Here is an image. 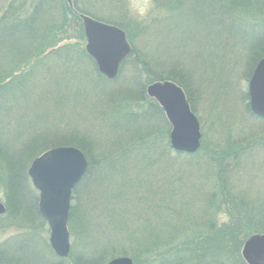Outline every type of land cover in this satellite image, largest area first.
Returning a JSON list of instances; mask_svg holds the SVG:
<instances>
[{"label":"trees","instance_id":"obj_1","mask_svg":"<svg viewBox=\"0 0 264 264\" xmlns=\"http://www.w3.org/2000/svg\"><path fill=\"white\" fill-rule=\"evenodd\" d=\"M17 1L9 2L0 18V87L20 81L25 68L43 65V60L51 55L72 63L70 50L75 48V72L81 73L87 66L88 72L97 79L84 91L92 97L103 93V98L97 97L94 101L93 111L99 113L102 108L107 116L100 112L99 121L102 120L107 131H116L109 142L108 137L100 139L104 145L84 132L79 133L78 129L73 131V137L45 143L50 147L74 146L87 160V170L72 193L78 206L73 204L70 208L68 229L72 245L71 252L63 259L50 249L49 230L38 212L37 195L27 175L31 160L50 147L41 148L29 163H23L27 141L14 147L0 135V187L4 190L5 204L0 230L35 231L37 228L33 227L40 225L39 236L34 237L33 243L20 240L14 243V250L9 247L11 254L0 251V264L3 261L17 264L16 253H20L21 259L26 256L33 264H106L119 256L130 257L134 264H244L236 259L241 244L255 233H264V197H250L246 189L236 191L233 174L237 168L244 171L246 163L258 150L264 151L263 127L257 128L256 133L250 132L249 137L227 136L223 143L206 142L201 128L203 139L197 152L172 151L168 140L170 126L160 106L153 99H147L145 87L156 81H173L184 90L192 110L194 90L211 96V92L228 89L225 82L219 84L223 79L221 74L215 75L217 85L213 91L206 87H210L211 81L207 72L213 64L210 58L205 62L202 55L203 70H186V59L182 57L185 52L178 51L181 48L177 47L178 42H193L195 30L205 27L206 23L219 26L223 46L229 40L235 42L234 39L247 46L244 52L240 51L243 62L239 68L241 71L244 68L245 78L250 77L264 54V0H157L159 6L168 7L176 14L154 19L150 24L132 19L125 0H33L24 17L17 12L23 6L27 10L28 1L22 0V4L14 6ZM81 14L125 32L131 51L114 79L101 75L85 53ZM244 15L259 16L262 22H247ZM66 27L74 30L72 35H66ZM155 40L162 47L167 40L165 55L156 54ZM199 54L194 52L196 58ZM241 54L232 56L239 59ZM16 58L23 61L15 65ZM224 58L221 54L215 60L222 64L228 61ZM237 62L230 60L228 64L232 66ZM14 65L17 67L12 68ZM126 65H130L132 83L118 78ZM241 97L247 102L246 92ZM218 101L214 98L209 102L216 106ZM132 102H136V106L145 102L143 110L130 109L127 103ZM246 105L245 111L250 115ZM28 125L38 127L34 122ZM139 160L148 168L139 167ZM156 160H159L156 169H150L151 162ZM161 160L164 163L159 164ZM132 164L133 168L128 171V165ZM144 179L146 186L141 182ZM153 180L157 183L155 186ZM156 190L160 192L158 195ZM159 197L164 201L162 204ZM194 197L206 203L205 210L198 211L200 214L185 209L186 203ZM90 204L97 206L92 208ZM211 205L215 211L227 205L230 223L217 227L215 212L211 213L213 218L208 215ZM81 208L94 210L84 217ZM164 212L167 213L164 215ZM184 216L191 222L184 220ZM192 222L196 228H190ZM151 229L156 240L148 243L146 235ZM193 229L196 230L191 231Z\"/></svg>","mask_w":264,"mask_h":264},{"label":"rangeland","instance_id":"obj_2","mask_svg":"<svg viewBox=\"0 0 264 264\" xmlns=\"http://www.w3.org/2000/svg\"><path fill=\"white\" fill-rule=\"evenodd\" d=\"M12 1L13 0H0V18H3V10H5V7L8 5V3ZM27 1V10H25V7L23 6L17 12L20 17H24V15H27L29 12L30 3L33 0ZM20 4H22V0H18L14 4V6H19ZM243 17V19L247 22H252V20L257 23H259V21L262 22V18L259 16L244 15ZM207 24L209 23H206L205 27H198L195 30L196 35L193 39L194 41L190 44H181L180 42H178L177 47H181L178 51L185 52V57L184 54H182V57L186 59L184 66L186 70H199L200 68H202L203 66H200L202 63V55L204 57L203 61L205 62L208 58H210L213 61V64L207 68V72H209L208 77L211 79V81L206 77V79L209 80L210 86L206 87L210 91H213L212 88L217 85L216 81L214 82L215 75L221 74L220 77L223 79L219 81V84H224L225 82L226 85L228 84V87H226L228 89H226L225 91L220 90L218 92H211V96L205 94V91L194 90V98L192 103L194 105V109L191 110L199 120L200 128H202L203 132L205 133L204 140L206 142L220 141V143H223L227 136H233V138L244 136L249 137L250 132L256 133V131H258L257 128L260 130L263 127L264 130V119L254 116L253 114H251V112L250 115L252 117L247 114L245 111V105H248V99L246 102L241 97L244 92L247 93V82L249 76L245 78V72H243L244 68L242 71V68H239L241 62H243L241 61L242 54L240 51L244 52L247 46L240 43L239 41H236L235 39V42H233V40H229L228 44L226 46H223L221 44L222 35H220L219 33V26L214 23L213 25L212 23H210L209 25ZM66 30L67 31L65 33L69 36L74 32V30L69 27H66ZM160 47L162 46H160L156 40L153 41V49L156 54H160L163 52L165 55L168 50L167 40H164V45L161 49ZM184 48L186 50H184ZM228 50L230 52L226 54ZM74 51L75 48L70 50V59H72V63H70V61L64 62V60H62L60 56L51 55L43 60V65L35 64V66H31V69L25 68L22 71V74L25 73V75L20 81L15 80L0 87V135L4 140L6 139L8 143L14 145V147H17L16 144H18L19 142L23 141L24 145V143L27 141L28 146L25 150H28L26 153H24L25 155L22 158L23 163H29L30 159L33 156H36L37 152L40 151L41 148H44L45 146L50 147L49 144L45 143H49L53 141V139L65 140L73 137V131H75L76 129H78L79 133L84 132L85 134H88V136L92 137L94 140H96V142L99 141L101 145L105 144L103 140H100L101 138L108 137L107 142H109L112 133H115L116 131L115 129L107 131L102 120L99 121V118L102 117V113L107 116V113L104 112L102 108H100V110L98 111L99 113H95L93 111L95 109L94 101L97 99V97L100 99L103 98V93L99 96L97 95V97H92L86 94L84 90L88 89L89 86L93 84V82L97 81V79H95L94 76H92V74L88 72V70L90 69L85 65L84 68H82L81 66L83 70L81 73L75 72L76 63ZM194 52L200 53L198 58L195 57ZM233 53H239L241 54V56L239 57V59H237L232 56ZM221 54H224V59H228V61L225 60L222 64L219 61L215 60V58L217 56H221ZM155 59L156 56H154V60ZM17 60L18 61L15 63V65L19 61L21 62L22 58ZM230 60H238V62L232 66H229L228 62H230ZM44 64H46L49 69H47ZM15 65L12 68L17 67ZM72 65L74 66L73 73ZM129 67L130 65L123 66L120 70L118 78H120V80L121 78L126 79L127 83H132L131 80L129 81V76L131 75ZM110 87L115 88L114 86ZM101 88L103 89V86ZM24 93L25 95H23ZM197 95L199 96L196 98ZM148 98L149 97L147 96V99ZM214 98H218L219 101L217 102V104L219 105H211V102L209 101ZM144 103L145 102H142V104L138 103L139 105L136 106V102H132L127 103V106L132 110H136V107H139L138 110L140 112L141 110H143L142 107H144ZM28 121H31L29 122L30 124L32 122L38 124V127L36 128L28 125ZM41 136L42 138H40ZM202 137L203 136L201 135L200 144L203 139ZM18 138L19 140H17ZM55 146L69 145L60 144ZM55 146L53 145V147ZM139 161V167L142 166L145 169L148 168L145 167L148 165L143 163V161ZM158 161L159 160H156L153 163L151 162L152 166L150 167V169L155 170L157 166L156 163ZM162 163H164L163 160H161L159 164ZM245 166H247V168L244 169V171L241 170V168H237V171L233 174V181L234 186H236V191L240 190V188L246 189L247 193L249 192L250 197H264V151H262V149L258 150L254 158L251 161L247 162ZM130 168H133V164L128 165L127 170L129 171ZM141 182L142 185H145L144 182L146 181L144 179L141 180ZM30 184L32 186V189L35 190V195H38V192L33 187L31 181ZM153 184L154 186L155 184H157L155 180H153ZM3 191L2 187H0V201H4V198L2 197V195L4 194ZM156 192L157 195L160 193L158 190H156ZM159 199L162 204L164 201H162L161 197H159ZM75 200L76 199L74 197L73 199H71V205L74 204L77 207L78 205L76 204ZM90 205L92 206V208H96L97 206L95 204ZM103 205L105 207L107 206L106 204ZM163 205L166 204L164 203ZM205 205L206 203L202 201V199L199 201L198 198L194 197L193 201H188L186 203L185 209H187L189 213L200 214L198 211H204ZM78 210H80V208ZM93 210L91 209L90 211H88L86 208H81L84 217L85 214L88 215ZM213 212H215V208L213 205H211V207L208 208V215L211 218H213L211 214ZM166 213L167 212H164V215ZM183 219L188 221L187 216H184ZM28 221L30 222L32 220L28 218ZM188 222L190 223L191 221ZM152 225H155V222L152 223ZM39 226L33 227L37 228L35 231H30L28 229H9L5 231L0 230V251L6 252V254H11L9 247L11 251L14 250V243H18L20 242V240L21 242L27 241L29 243H33L34 237L39 236ZM195 226L196 224L192 222L190 228H193ZM194 230L196 229H193L191 231ZM48 237L49 231L47 232V238ZM146 239V242L148 243L155 242V232L153 231V229H151L147 233ZM69 242L71 246V236H69ZM242 244L239 248V253H237L236 255V259H240L242 263L246 264L240 254ZM70 252L71 251H69V253ZM16 254L17 256L15 255V258L17 260V264H33L32 260L26 258V256L21 259L19 255L20 253ZM1 264H4V261Z\"/></svg>","mask_w":264,"mask_h":264},{"label":"water","instance_id":"obj_3","mask_svg":"<svg viewBox=\"0 0 264 264\" xmlns=\"http://www.w3.org/2000/svg\"><path fill=\"white\" fill-rule=\"evenodd\" d=\"M85 38L84 50L100 74L114 79L119 66L130 53L125 32L108 23L80 15ZM146 95L162 109L169 125V146L175 152L192 154L200 147L201 130L183 89L173 81L148 84ZM248 107L254 116L264 119V54L257 61L247 82ZM87 170V160L74 146H55L34 158L28 176L38 191L37 208L49 227V245L59 258L70 251L67 222L73 189ZM5 212L0 202V215ZM241 257L246 264H264V233L248 237L242 244ZM106 264H133L127 256L110 259Z\"/></svg>","mask_w":264,"mask_h":264},{"label":"clouds","instance_id":"obj_4","mask_svg":"<svg viewBox=\"0 0 264 264\" xmlns=\"http://www.w3.org/2000/svg\"><path fill=\"white\" fill-rule=\"evenodd\" d=\"M128 15L138 23L150 24L154 19H165L174 13L168 7L157 4V0H125ZM231 216L227 211V205L215 211V223L217 227L228 224Z\"/></svg>","mask_w":264,"mask_h":264}]
</instances>
